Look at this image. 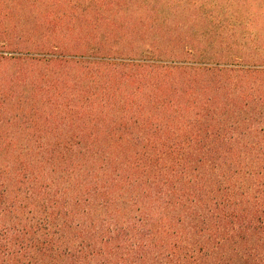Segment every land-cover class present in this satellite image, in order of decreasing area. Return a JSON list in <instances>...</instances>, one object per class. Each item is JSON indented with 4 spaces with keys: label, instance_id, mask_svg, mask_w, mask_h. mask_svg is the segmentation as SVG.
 <instances>
[{
    "label": "trees",
    "instance_id": "trees-1",
    "mask_svg": "<svg viewBox=\"0 0 264 264\" xmlns=\"http://www.w3.org/2000/svg\"><path fill=\"white\" fill-rule=\"evenodd\" d=\"M0 264H264V0H0Z\"/></svg>",
    "mask_w": 264,
    "mask_h": 264
}]
</instances>
